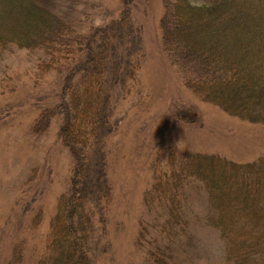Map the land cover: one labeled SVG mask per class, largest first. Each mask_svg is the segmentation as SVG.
<instances>
[{
  "label": "rangeland",
  "instance_id": "1",
  "mask_svg": "<svg viewBox=\"0 0 264 264\" xmlns=\"http://www.w3.org/2000/svg\"><path fill=\"white\" fill-rule=\"evenodd\" d=\"M45 1L75 33L107 24L121 7L119 0ZM162 11V0L135 4L132 21L140 34L128 37L127 43L134 49L135 41L138 46L141 42L135 49L138 68L133 65L126 84L118 81L123 92L112 85L110 110L102 109L96 122L87 123L84 133L92 146L86 169L90 167L74 179V161L58 136L63 79L54 61L59 54L12 43L0 48V264H152L148 248L171 237L165 222L175 203L183 210L173 225L176 238L170 239L176 260L226 264L218 232L202 219L208 204L198 180L213 176L203 173L213 160L193 155L236 162L264 159V79L257 95L250 96L254 100L248 97L251 89L242 94L231 86L198 84L207 74L206 63L193 62L183 53L170 58L161 47ZM126 27L115 23L110 32ZM94 49L104 72L121 70L122 56L107 66V50L96 42ZM228 92L250 119L224 108L218 95ZM246 102L252 104L248 109ZM44 106L50 109L37 119ZM196 158L200 163L209 160L202 166L191 164L189 176L186 168L178 171L182 159ZM160 181L169 187L165 193H157ZM70 194L77 198L74 204ZM61 200L72 217L61 220L62 235H54L53 218ZM74 239L84 256L73 252Z\"/></svg>",
  "mask_w": 264,
  "mask_h": 264
},
{
  "label": "trees",
  "instance_id": "2",
  "mask_svg": "<svg viewBox=\"0 0 264 264\" xmlns=\"http://www.w3.org/2000/svg\"><path fill=\"white\" fill-rule=\"evenodd\" d=\"M138 1L119 0V13L110 17L107 24L91 27L85 33H75L72 26H65L43 4H46L45 0H0V48L12 43L18 48L59 54L60 62L58 58L54 61L60 65L63 79L59 106L62 123L58 136L74 161L71 179L90 167L86 169L89 160L86 154L92 146L89 143L91 138H86L84 133L87 123L96 122L102 109L110 110L108 96L112 94V85L116 92H123L121 84H126L127 78L132 77L134 64L138 68L140 61L135 49L141 42L138 46V41H135L134 49L127 43V38L136 36L139 30L132 21ZM162 8L159 25L161 47L165 53L170 58L183 53L193 62H205L207 74L197 79L198 84L210 88L220 85L217 88L228 90L231 86L239 88L237 91L242 94L251 89L253 93L248 97L254 100L250 96L257 95L258 85L264 79V0H162ZM115 23H125L127 27L120 33H111ZM121 26L124 27V24ZM131 29L136 31L131 32ZM95 42L107 50V66L109 60H114L116 56L123 57V63L118 62L119 69L121 67L119 72H104L105 64L95 54ZM119 42L122 43L120 47L117 45ZM130 56L132 59H129ZM182 78L184 81L185 75ZM121 79L123 82L120 84ZM113 81L115 84H112ZM119 86L121 90L117 88ZM218 97L224 99L223 106L231 110V114L243 119L251 118L249 113H243L241 106L235 107L230 92ZM246 104L245 109L252 106L251 102ZM49 109L42 107L37 119L41 117L42 120ZM201 155L193 156L213 160L212 166L203 170V173L213 172V176L198 180L204 185L208 204L202 219L218 232L223 242L224 261L226 264H264V159L236 162L216 155ZM182 160L177 169L186 168L184 174L189 176L191 164L202 166L203 160L205 164V160L209 159H202L201 163L197 158ZM157 188V193H165L168 191L165 188L169 187L166 181H160ZM71 197L74 204L77 198L73 194ZM173 205L169 211L171 218L165 222L171 237L164 245L155 244L148 248L152 264H182L173 254L175 243L171 240L176 238L173 225L178 224L183 210L175 208L179 203ZM65 217L70 219L72 215L66 213L61 200L53 218L57 222L54 235H62L59 225ZM77 243L74 239L73 252L84 256V249ZM66 264H69L68 261Z\"/></svg>",
  "mask_w": 264,
  "mask_h": 264
}]
</instances>
